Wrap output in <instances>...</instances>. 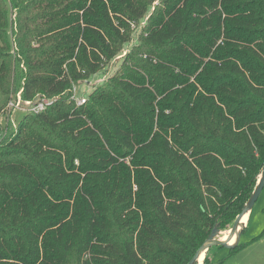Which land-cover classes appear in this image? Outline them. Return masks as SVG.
I'll use <instances>...</instances> for the list:
<instances>
[{"label":"trees","instance_id":"16d2710c","mask_svg":"<svg viewBox=\"0 0 264 264\" xmlns=\"http://www.w3.org/2000/svg\"><path fill=\"white\" fill-rule=\"evenodd\" d=\"M12 91L52 103L0 140V264H188L262 173L264 0H0Z\"/></svg>","mask_w":264,"mask_h":264},{"label":"rangeland","instance_id":"374dc122","mask_svg":"<svg viewBox=\"0 0 264 264\" xmlns=\"http://www.w3.org/2000/svg\"><path fill=\"white\" fill-rule=\"evenodd\" d=\"M134 32L135 33H133L132 42L129 46L126 47V49L130 48L136 42L139 30L136 29L134 30ZM117 66L118 63H113L112 66H110L105 72H103L102 75H97L91 78L90 80L81 83L80 85H74L72 87V91L75 88L76 93L87 97L95 86L103 82L106 78L110 77L116 71ZM16 82L19 83L18 81ZM14 92L11 93L12 95L10 96L8 102L15 96ZM7 103L5 107L1 109V112L6 108ZM14 116L15 117L13 123L15 126H17L22 120L24 114L18 112L14 114ZM259 179H260V175H258V181ZM244 228L246 229L244 230ZM230 229L231 228L229 227L227 231L222 232L223 235L221 233L219 236H216L215 239L219 240L221 239L220 237L224 239L228 238ZM236 233L239 236L238 244L240 246H243L244 249L232 252L231 250L226 249L224 247H217V246L211 247L210 250L208 251L209 263L210 264H264V187L258 199L256 200V202L249 211V217L247 219L245 227H243L242 223H240L239 226L237 227ZM235 242L236 241L234 239V241L231 244L229 241V244L234 246Z\"/></svg>","mask_w":264,"mask_h":264},{"label":"built area","instance_id":"2783aa9c","mask_svg":"<svg viewBox=\"0 0 264 264\" xmlns=\"http://www.w3.org/2000/svg\"><path fill=\"white\" fill-rule=\"evenodd\" d=\"M88 83V82H86ZM72 99L77 106L85 103L86 97L76 93L75 88L72 91ZM50 100L38 99L35 101H24L21 98V91H18L15 96L7 103L6 108L0 113V140L15 128L13 123L14 114L21 112L38 113L44 111L51 105Z\"/></svg>","mask_w":264,"mask_h":264},{"label":"water","instance_id":"95a60500","mask_svg":"<svg viewBox=\"0 0 264 264\" xmlns=\"http://www.w3.org/2000/svg\"><path fill=\"white\" fill-rule=\"evenodd\" d=\"M263 187H264V165L262 168V173L260 175V179L257 182L256 188H255L251 198L249 199L248 203L246 204V206L243 208L241 213L235 219V221H234V223H233V225L229 231L228 239L227 240L215 239V237L217 236L218 233L216 230H213V232L210 234L208 239L199 247V249L196 251L193 258L188 262V264H198V258L201 255V253L205 254L206 251L211 247L217 246V247H224L226 249H231L232 247L238 245L239 236L236 233L237 227L241 223L242 218L246 214L249 213L250 209L252 208V206L254 205L256 200L258 199ZM243 227H245V224H243ZM234 236H235L236 242H235L234 246H232L229 244V241H231Z\"/></svg>","mask_w":264,"mask_h":264},{"label":"bare ground","instance_id":"6f19581e","mask_svg":"<svg viewBox=\"0 0 264 264\" xmlns=\"http://www.w3.org/2000/svg\"><path fill=\"white\" fill-rule=\"evenodd\" d=\"M247 219H248V214H246L243 218H242V221H241V223H242V225L243 224H246V222H247ZM221 238V240H227L228 238H226V239H224V238H222V237H220ZM234 239H235V236L232 238V240L230 241V244L234 241ZM205 256V254L204 253H201V255L199 256V258H198V264L200 263V264H202V262H203V257Z\"/></svg>","mask_w":264,"mask_h":264},{"label":"crops","instance_id":"0c3cea01","mask_svg":"<svg viewBox=\"0 0 264 264\" xmlns=\"http://www.w3.org/2000/svg\"><path fill=\"white\" fill-rule=\"evenodd\" d=\"M248 217H249V213H248Z\"/></svg>","mask_w":264,"mask_h":264}]
</instances>
